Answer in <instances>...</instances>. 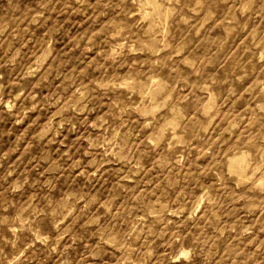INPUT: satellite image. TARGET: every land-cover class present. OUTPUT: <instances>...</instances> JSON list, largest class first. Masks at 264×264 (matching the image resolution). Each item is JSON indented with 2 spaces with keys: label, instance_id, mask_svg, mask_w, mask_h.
<instances>
[{
  "label": "rangeland",
  "instance_id": "rangeland-1",
  "mask_svg": "<svg viewBox=\"0 0 264 264\" xmlns=\"http://www.w3.org/2000/svg\"><path fill=\"white\" fill-rule=\"evenodd\" d=\"M257 136L264 0H0V264H264Z\"/></svg>",
  "mask_w": 264,
  "mask_h": 264
},
{
  "label": "clouds",
  "instance_id": "clouds-1",
  "mask_svg": "<svg viewBox=\"0 0 264 264\" xmlns=\"http://www.w3.org/2000/svg\"><path fill=\"white\" fill-rule=\"evenodd\" d=\"M120 2L121 4H124V7L129 12H131L134 10V7L138 3V0H130L129 3H124V0H120ZM125 15H127V13H125ZM129 31L131 32V29H129ZM128 39H132L131 35L128 37ZM121 47L124 49V53L122 55H129L127 53V46L122 45ZM163 94L166 95V90ZM110 95H115L116 99L109 103H105L104 101L106 100V98H110ZM88 99L90 100L91 104L94 105V110L102 113L101 119H98L96 121V124L93 125V128H95L96 125H100V132L103 133V136H97L94 143L90 145L89 153H93L97 147H103L105 149V152H107V148L111 146V144L107 141V138L108 136L112 135L114 131L118 130L119 134L116 139L121 140L125 145L126 151L134 155L136 145L133 140L134 137L138 138L136 137V132L137 128L139 127V121L135 125L132 123V116L136 115V110L132 107L134 101L128 97L122 98L121 95H117L116 91L113 90V86H105L101 89H94L93 91H90ZM105 109H107V111H105ZM125 121L127 122L125 123ZM85 126H87V121H85ZM152 127L154 128L155 125H153ZM125 129H130V131L126 132ZM262 143H264V140L261 139V136H257L255 138V143L250 145L249 150L252 152L251 160L253 162L259 160L262 164H264V158H262L261 156V153H264V147H261L259 149L257 148V145H260ZM97 163H99V161H93V166H95ZM127 163L130 164L132 163V161L128 160ZM74 166L80 167L82 165L76 164ZM52 177L54 180L56 177V173H53ZM51 182L52 181H50V183ZM19 190V186L11 189L13 193ZM129 243H131V241H129ZM0 252H2V249H0ZM136 255L137 258H139L138 254ZM22 257H24V251H21L19 253V255L16 257V260L19 261Z\"/></svg>",
  "mask_w": 264,
  "mask_h": 264
}]
</instances>
